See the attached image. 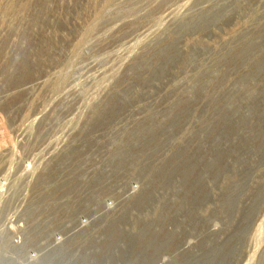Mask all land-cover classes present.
<instances>
[{
	"label": "rangeland",
	"instance_id": "obj_1",
	"mask_svg": "<svg viewBox=\"0 0 264 264\" xmlns=\"http://www.w3.org/2000/svg\"><path fill=\"white\" fill-rule=\"evenodd\" d=\"M52 132L114 203L52 264H216L258 197L264 264V0H0V137Z\"/></svg>",
	"mask_w": 264,
	"mask_h": 264
},
{
	"label": "built area",
	"instance_id": "obj_2",
	"mask_svg": "<svg viewBox=\"0 0 264 264\" xmlns=\"http://www.w3.org/2000/svg\"><path fill=\"white\" fill-rule=\"evenodd\" d=\"M74 145L53 132L0 137V264L55 263L114 209L93 169L86 178L67 157Z\"/></svg>",
	"mask_w": 264,
	"mask_h": 264
},
{
	"label": "water",
	"instance_id": "obj_3",
	"mask_svg": "<svg viewBox=\"0 0 264 264\" xmlns=\"http://www.w3.org/2000/svg\"><path fill=\"white\" fill-rule=\"evenodd\" d=\"M259 198V197H258ZM258 198H254L248 208H247V212L246 215L244 216L243 219V226L240 227L239 229L236 230V239L232 244H227L224 247L223 253L221 254L220 257L217 256V258H215L214 262H216V264H232L233 263V259L235 257V255L238 253V249H239V245L243 242L244 237L247 233V230L250 226V224L252 223V220L255 216V213L258 209L259 206V199ZM234 200H237V196H234ZM208 250H209V254H207L208 258H212L214 259L216 253H217V247L215 246H208ZM195 255L192 254V259L194 258ZM203 261L204 263H209L210 261L208 259H205L203 257V259H198Z\"/></svg>",
	"mask_w": 264,
	"mask_h": 264
},
{
	"label": "bare ground",
	"instance_id": "obj_4",
	"mask_svg": "<svg viewBox=\"0 0 264 264\" xmlns=\"http://www.w3.org/2000/svg\"><path fill=\"white\" fill-rule=\"evenodd\" d=\"M122 242V240H120V243ZM70 251V250H69Z\"/></svg>",
	"mask_w": 264,
	"mask_h": 264
}]
</instances>
